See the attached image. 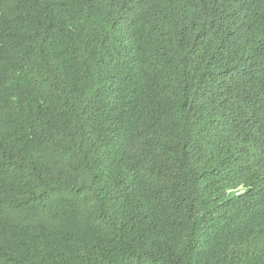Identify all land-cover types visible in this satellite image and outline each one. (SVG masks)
<instances>
[{"label": "trees", "instance_id": "16d2710c", "mask_svg": "<svg viewBox=\"0 0 264 264\" xmlns=\"http://www.w3.org/2000/svg\"><path fill=\"white\" fill-rule=\"evenodd\" d=\"M0 264H264V0H0Z\"/></svg>", "mask_w": 264, "mask_h": 264}]
</instances>
